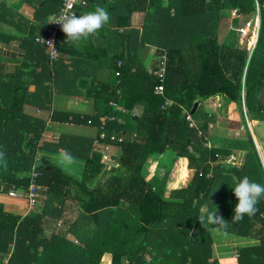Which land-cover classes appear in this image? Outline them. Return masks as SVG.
Returning a JSON list of instances; mask_svg holds the SVG:
<instances>
[{
	"label": "trees",
	"instance_id": "16d2710c",
	"mask_svg": "<svg viewBox=\"0 0 264 264\" xmlns=\"http://www.w3.org/2000/svg\"><path fill=\"white\" fill-rule=\"evenodd\" d=\"M32 1L36 24L28 27L25 17L0 3V18L25 33L20 44L27 56L19 67L10 66L6 74L0 72V264L7 255L6 264H100L104 258L111 264H121L123 258L125 264H264V197L254 215L232 219L238 202L232 188L244 177L264 185V167L250 133L247 131L250 149L241 165L226 167L225 157L219 154L229 152L204 145V131L212 118L202 109V115H196L197 108L191 114L194 126H190L185 116L195 101L222 94L236 104L243 118L244 91L247 114L264 124V0H167L166 6L162 0H84L75 6L85 14L97 6L105 8L110 20L100 34L106 35L110 31L105 33L104 27L121 26L134 11L147 14L141 33L133 31L136 50L130 54L119 51L110 57V79L86 91L94 99L93 113L55 110L51 115L53 120L90 122L99 132L103 130L101 141L120 148L116 162L108 169L101 153L88 151L84 144H75L80 145L77 147L64 140L41 143L45 120L23 110L24 104L50 109V90H62L59 85L65 59L76 48L57 36L58 56L49 62L35 37L45 33L47 16L58 12L62 0ZM257 8L258 38L250 54L232 42L219 41L224 9L249 15ZM6 39L0 33V40ZM145 44L159 49L157 62L160 52L166 51L162 80L149 73L138 56ZM34 52L40 56L32 58ZM161 82L162 95L154 92ZM29 84L34 85L31 92ZM165 99L171 104L163 108ZM111 102L127 112H118ZM137 106L140 113L132 114ZM121 115L122 122L118 121ZM50 145L83 158L79 178L58 164L34 165L37 151ZM169 149L175 157L185 158V166L192 172L185 186L174 187L169 182L167 187L173 165L162 178L154 176L147 181L143 176L146 160ZM32 168L38 172L35 182L46 188L40 193L44 200L22 217L5 210L4 204L28 205L27 197L9 192L15 187L26 190ZM68 198L77 200L73 201L80 208L71 222L63 212L66 201L72 203ZM215 208L225 220L222 225L208 223L207 216ZM87 219L94 222V230L80 233ZM57 221L63 229L48 231ZM213 229L257 242L238 246L232 259L212 258Z\"/></svg>",
	"mask_w": 264,
	"mask_h": 264
},
{
	"label": "crops",
	"instance_id": "0c3cea01",
	"mask_svg": "<svg viewBox=\"0 0 264 264\" xmlns=\"http://www.w3.org/2000/svg\"><path fill=\"white\" fill-rule=\"evenodd\" d=\"M0 3L7 5L9 8L13 9L14 11H17L20 13L25 19L28 20V26L36 24V21L33 19L34 14V1L31 0V3L28 2V0H0ZM162 5H167V0H162ZM233 9H224L222 11V20L221 24L225 23V27L227 28V32L230 33L232 38V43L234 45L238 44V40L242 38V35L237 30L240 26H242L241 20L245 19V14L241 12H237L235 15L232 14ZM231 11V12H230ZM229 13V17H228ZM256 16L255 19L256 22L258 21L256 28H257V38H258V30H259V9H256ZM85 13L80 12V10H75V15L78 17L80 15H84ZM53 16V14H50L47 16V19L49 20L50 17ZM1 17V16H0ZM47 20V21H48ZM147 22V14L144 11H134L129 21L126 20L121 26H115V25H109L108 27H104L105 33L107 31H110L108 35L106 34H100L99 29L95 35H92L89 37L87 41H84L79 47H76L70 51V56L66 57L65 59V67H64V73H63V79L60 80L59 88L62 90L51 88V104L50 109L45 108H37L35 106H31L30 104H24L23 110L27 114L32 115L33 117H38L43 120H45L46 125L44 132L42 134L41 143H50L54 144L56 142H59V140H64L66 143H71V145L80 147L84 144V147L87 148V150L91 151H98L101 152L103 149L104 142L101 141V135L105 134V132L102 130L99 132V128L96 125L91 124L90 122H87L86 124L82 123H74V122H66V121H60V120H53L51 118L52 112L55 110L58 111H66V112H75L82 115H89L92 114L94 111V99L92 96L86 95V91L90 89L91 87H94L95 85H99L97 83L104 82L106 83L110 79L111 75V67H110V60L109 58L113 55L123 52L124 54H130L134 50L135 43L137 42L135 40V36L133 34L134 29H137L139 31V34L141 33L142 26ZM47 24V23H46ZM256 24V23H255ZM105 26V24H104ZM220 26V25H219ZM0 33L6 36V40H0V65L1 74L11 71V67L14 65L20 66L21 63L24 61L26 54H25V48H23L20 44V38H22L25 33L9 24L4 22L0 18ZM126 33L123 37L122 34ZM246 36V35H244ZM255 37V36H254ZM58 38H60V41H66L67 37L64 33H59ZM139 38V37H138ZM219 39V36H218ZM230 39V38H229ZM256 38H253V40ZM110 41L109 44L106 42ZM139 40V39H137ZM221 43H228V41L220 40ZM92 44V45H90ZM108 45V46H107ZM238 46V45H237ZM240 47V46H239ZM91 48L93 50L91 51ZM243 48V47H241ZM158 48L153 44H145L139 51V57L142 59L143 66L148 71L149 68L157 65V53ZM251 53V51H250ZM249 53V54H250ZM40 55L36 52L33 53L31 56L35 59V57H39ZM31 59V58H30ZM90 59V61H88ZM29 64H31L29 62ZM33 64H31L32 66ZM11 66V67H10ZM34 89V85L29 84L28 90L31 92ZM244 91H242V111L245 114V117H247V110L243 99ZM198 101V100H197ZM111 104L114 105L115 109L118 110L120 113L127 112L126 109L119 107L115 103ZM202 105L203 113H207L211 120H209L207 124V129L204 131L206 141L204 145L210 149V148H223V150L228 151L229 153L224 154V160L226 157L230 155L235 154V150L240 149V145L243 143L239 138L234 137L235 139H232V141H225V143H221V141L215 139L213 140L209 134L212 133L211 128L214 125L213 122L215 120L216 114L219 113L220 106H223L227 109V114L230 115H236L235 117L240 116V119H242V113L237 110L236 104L230 101H227L222 94H216L213 96H210L209 98L203 100L202 102H199L197 108ZM218 106V107H217ZM196 108V109H197ZM141 111V108L138 106L135 107L132 110V114H139ZM202 115V112H201ZM124 115H121L118 117V121H123ZM113 117L110 116V119ZM256 124L254 129L255 133L251 131L252 140L254 141L257 153L259 155L260 160L263 162L264 167V124L262 122L254 121ZM252 125V124H250ZM244 125L242 124V127ZM253 128V127H252ZM251 128V129H252ZM208 133V136L206 137ZM259 136L257 139L256 134ZM228 134V133H227ZM228 136H230L228 134ZM226 136V140H228V137ZM225 140V137H224ZM80 145H75V144ZM258 148V149H257ZM74 151V150H73ZM112 151V153L110 152ZM120 152L119 146L115 144H110V150L107 152L109 156V159H107L105 164L107 165V161L117 160L116 158L119 156L117 155V152ZM75 153V151H74ZM41 155L37 159V155ZM65 154V151L63 148L59 147L57 150H54L51 145L46 146L44 149H40L37 151L36 159L34 165H50V164H58L61 166L68 174L72 175L73 177L79 178L82 172V167L84 165V160L81 157L69 155L70 160H64L63 155ZM120 154V153H119ZM167 159H171V166L172 169L170 170L168 167V170H170L169 173V180H167V187L170 188L169 182L174 184L175 187L185 186L187 182L190 179V176L192 172L188 170L185 166V158L182 157H175L174 151L171 149L167 150L163 154H160L158 156H151L149 157L146 162L144 163V167L148 162L154 161L157 162V168L159 174L156 175L154 173L152 177L156 176L158 178H162L165 174L164 171L162 175H160L161 171V163L165 162V165L167 164ZM63 164V165H62ZM143 167V171H144ZM110 168V167H109ZM168 172V171H167ZM185 175V178L183 177ZM145 179L148 181L149 178L145 175H143ZM89 186L93 185V182L88 184ZM10 191H13L15 196H23V193L25 190L22 188H12ZM75 192V188L72 189V192ZM71 199V198H68ZM44 200V196L40 195L38 198V203H42ZM75 199H71L72 203H70V200L66 201V204L64 206V214H67V210L71 205H74ZM69 202V204H68ZM36 207V206H35ZM4 209L12 212L14 214H18L20 216H25L29 214L33 209H29L28 205L24 204H15V203H5ZM54 226V224H53ZM233 235V234H231ZM239 240L238 246L246 245L256 243L257 241L249 239L247 237L242 236H236ZM248 242V243H247Z\"/></svg>",
	"mask_w": 264,
	"mask_h": 264
},
{
	"label": "rangeland",
	"instance_id": "374dc122",
	"mask_svg": "<svg viewBox=\"0 0 264 264\" xmlns=\"http://www.w3.org/2000/svg\"><path fill=\"white\" fill-rule=\"evenodd\" d=\"M228 17H229V13H228ZM256 18H257L256 13H250L249 15H245V19L241 20V22H243L242 26H240L241 28L244 29V32L242 33V32H240V30L237 29L239 31V33L242 35V38L238 40L239 42L237 45L240 47L246 48L249 51V53H250V51H252V49H254V47L256 45V41H257L256 25H257L258 21L256 22V20H255ZM249 22H250V25L247 26V23H249ZM244 35H246V36H244ZM218 36H219L220 40H224L225 42L226 41L232 42L231 39L235 38L234 36L231 37L230 33L227 32V28L225 27V23H223V24L220 23ZM253 38H256L254 42H252ZM201 108H202V105H200L198 107V111H197L196 115H199L201 113ZM219 110H220L219 113L216 114V116H215L216 121L213 122L214 125L211 128L212 133H210L209 136L211 135L210 137L213 140H215V139H217L218 141L220 140L221 143H225V141H232V139H235L234 137H236V138L240 137L241 141L243 142L240 145V149L235 150L234 155H230V156L226 157V159L223 161L224 165L226 167H231L233 165L240 166L241 163L243 162V159L246 156L247 151L250 149V143H249V140L247 137V131H248V133H250V135L252 134L251 131H253V133H255L254 127L256 124L254 123L253 119L251 117H249L248 114H247V117H245V114L243 113V118L240 119L239 114L237 117H235L236 116L235 114L229 116L227 114V109L223 106H220ZM242 124L244 125L243 127H242ZM250 124H252V125H250ZM227 133L230 136H228ZM204 135H205V133H204ZM255 135H256L257 139H259L258 138L259 136L257 135V133ZM207 136H208V133H207L206 137ZM226 136H228L230 138H228V140H226L227 139ZM224 137H225V140H224ZM251 137H252V135H251ZM253 143H254V141H253ZM255 150H256V147H255ZM110 152L112 153V151H110ZM119 153L117 152V155H119ZM108 155H110V154H108ZM40 156L41 155L38 154L37 159ZM219 156L221 158H224V155L219 154ZM108 159H109V156H108ZM169 161H172V160L167 159L166 165H165L164 160L161 163V165H162L161 171L162 172L160 173V175H162L164 171L168 170V168L170 169L171 162L169 163ZM115 162H116V160L107 161V165H106L105 169H108ZM261 163L263 164L262 160H261ZM157 167H158L157 162L150 161V162H148V164L145 165L144 171H142V173H143V175L147 176L148 178L150 177L149 178V180H150L154 173H156V175L159 174ZM103 172H104V170H103ZM183 177L185 178V175ZM100 178H101V176L98 177L97 179H100ZM204 208H205L204 206L201 208V212L204 210ZM79 213H80L79 206L76 204H74V205L70 204V207L67 210V214H64V216H65V218L68 219L67 221L71 222V221H75L74 219L78 216ZM129 217H130V219H132L133 213H130ZM126 221L131 223L129 218ZM94 226H95V224L92 221V219H87L86 224L81 226L82 228L80 230V233L86 232L87 234L88 233L90 234L94 230ZM136 226L137 225L135 224V227ZM52 228H54V229H52ZM52 228H49L48 231H51V232L52 231H60L63 229V225L61 222L57 221L54 224V226L52 225ZM210 236L212 238V244H211V256H212V258H218V259L231 258L232 259L235 255L238 254V252L236 250L238 247V244H239V240H238V238H236V236L238 237V235H235V234L231 235V233H229L225 230L213 229L210 232ZM249 243H252V242H249ZM125 263H126V261L123 258V260L121 261V264H125ZM100 264H111V261L108 260V258L107 259L104 258L100 261Z\"/></svg>",
	"mask_w": 264,
	"mask_h": 264
},
{
	"label": "clouds",
	"instance_id": "9594fccd",
	"mask_svg": "<svg viewBox=\"0 0 264 264\" xmlns=\"http://www.w3.org/2000/svg\"><path fill=\"white\" fill-rule=\"evenodd\" d=\"M109 20L110 16L107 10L97 6L94 11L80 15L79 17L75 13H65L50 22L57 23L61 26V31L67 37L65 43L79 47L90 36L95 35ZM48 45L52 49H55L52 42H48ZM63 159L70 160L71 158L69 155L64 154ZM232 189L238 201L235 205L232 219L239 221L245 215L249 217L254 215L257 211L256 205L258 201L264 197V185L252 182L247 177H244ZM207 220L211 224L222 225L225 222L221 216L217 215L216 208L208 214Z\"/></svg>",
	"mask_w": 264,
	"mask_h": 264
},
{
	"label": "built area",
	"instance_id": "2783aa9c",
	"mask_svg": "<svg viewBox=\"0 0 264 264\" xmlns=\"http://www.w3.org/2000/svg\"><path fill=\"white\" fill-rule=\"evenodd\" d=\"M84 0H62V3L59 7L58 12L51 16L49 19V23L47 25L46 31L44 34L40 35V36H36L35 37V41L39 44H41L44 49L45 52L48 56L49 62L53 61L54 59H56V57L58 56V50L56 47V38L59 34V32L61 31V26L57 23H53L50 21L55 20L56 18H58L59 16H61L62 14L68 13V14H72L75 13V6L76 5H80V4H84ZM258 10V8H257ZM238 12V9H233L232 10V14L235 15ZM250 25V22L247 23V26ZM238 30H240V32H244L243 28H238ZM48 42H52V44L55 46V49H52L51 47H49ZM166 60H167V55H166V51L162 50L159 54L158 57V62L156 67H151L148 69V72L151 74L156 75L159 79H163L164 75H165V68H166ZM122 64V61L119 60L117 62V65L120 66ZM116 74H118V72L116 71ZM154 92L157 94L162 95L164 92V85L163 83H158L155 87H154ZM171 104V100L169 99H165L164 104L161 107H166L167 105ZM185 116L186 119L190 121V126H194V122L191 118V114H189L188 111L185 112ZM104 135H101V138H103ZM111 139H114V137L112 136ZM110 150V145L109 144H103V149L101 150V158L103 161H106L108 159V154L107 152ZM38 176V172L35 171L34 168L31 169L30 172V181H29V185L26 188V190L24 191L23 195L25 197H27L28 199V208L29 209H33L35 207V205L37 204L38 198L40 196V193L42 191H45L46 188H44L43 186L37 184L35 182V178ZM11 194H14L13 191H10ZM7 259H8V255L5 256L2 259V264H6L7 263Z\"/></svg>",
	"mask_w": 264,
	"mask_h": 264
},
{
	"label": "water",
	"instance_id": "95a60500",
	"mask_svg": "<svg viewBox=\"0 0 264 264\" xmlns=\"http://www.w3.org/2000/svg\"><path fill=\"white\" fill-rule=\"evenodd\" d=\"M198 104H199V101H195V102L193 103V107H192V109L189 111V114H193V113H194V111L196 110Z\"/></svg>",
	"mask_w": 264,
	"mask_h": 264
}]
</instances>
